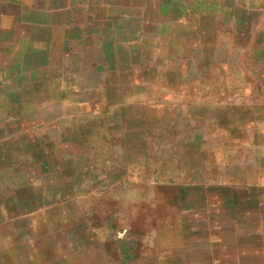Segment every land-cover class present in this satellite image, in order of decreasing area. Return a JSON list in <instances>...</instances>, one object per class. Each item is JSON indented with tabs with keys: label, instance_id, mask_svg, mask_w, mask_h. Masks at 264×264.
I'll list each match as a JSON object with an SVG mask.
<instances>
[{
	"label": "rangeland",
	"instance_id": "1",
	"mask_svg": "<svg viewBox=\"0 0 264 264\" xmlns=\"http://www.w3.org/2000/svg\"><path fill=\"white\" fill-rule=\"evenodd\" d=\"M220 19L197 18L179 48L152 50L127 80L135 95L80 89L53 106L36 145L22 136L21 179L5 181L20 206L4 220L6 244L20 226L21 264L34 249L38 264H64L68 242L104 264L120 227L158 232L192 207L211 218L214 245L243 251L229 264H264V9Z\"/></svg>",
	"mask_w": 264,
	"mask_h": 264
},
{
	"label": "crops",
	"instance_id": "2",
	"mask_svg": "<svg viewBox=\"0 0 264 264\" xmlns=\"http://www.w3.org/2000/svg\"><path fill=\"white\" fill-rule=\"evenodd\" d=\"M262 9L264 0H0V264H21L20 226L6 244L4 220L11 206H20L17 190L6 196L5 181L21 179L22 136L36 145L33 137L46 133L53 106L83 96L80 89L135 95L136 84L127 80L144 71L152 50L179 48L197 18L243 23V16L259 17ZM187 213L168 218L159 233L144 231L143 220L120 227L104 264H229L243 253L237 245H214L206 210ZM78 248L62 243L55 256L85 264ZM29 254L32 264L40 262L37 249ZM96 260L101 264L99 254Z\"/></svg>",
	"mask_w": 264,
	"mask_h": 264
}]
</instances>
